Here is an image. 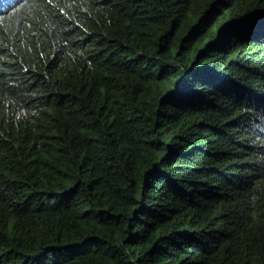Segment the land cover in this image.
I'll return each mask as SVG.
<instances>
[{
    "label": "trees",
    "instance_id": "obj_1",
    "mask_svg": "<svg viewBox=\"0 0 264 264\" xmlns=\"http://www.w3.org/2000/svg\"><path fill=\"white\" fill-rule=\"evenodd\" d=\"M0 264H264V0H3Z\"/></svg>",
    "mask_w": 264,
    "mask_h": 264
},
{
    "label": "snow or ice",
    "instance_id": "obj_2",
    "mask_svg": "<svg viewBox=\"0 0 264 264\" xmlns=\"http://www.w3.org/2000/svg\"><path fill=\"white\" fill-rule=\"evenodd\" d=\"M2 4H3V0H0V6H2Z\"/></svg>",
    "mask_w": 264,
    "mask_h": 264
}]
</instances>
